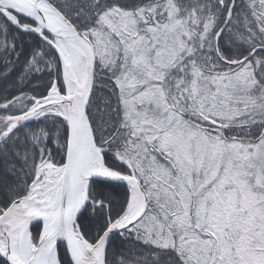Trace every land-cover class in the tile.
<instances>
[{
  "label": "snow or ice",
  "instance_id": "obj_1",
  "mask_svg": "<svg viewBox=\"0 0 264 264\" xmlns=\"http://www.w3.org/2000/svg\"><path fill=\"white\" fill-rule=\"evenodd\" d=\"M0 264H264V0H0Z\"/></svg>",
  "mask_w": 264,
  "mask_h": 264
}]
</instances>
